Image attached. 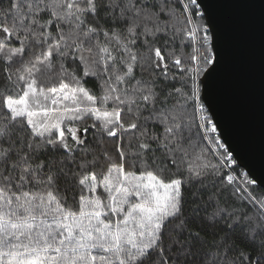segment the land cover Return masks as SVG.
I'll return each mask as SVG.
<instances>
[{
  "label": "snow or ice",
  "instance_id": "snow-or-ice-1",
  "mask_svg": "<svg viewBox=\"0 0 264 264\" xmlns=\"http://www.w3.org/2000/svg\"><path fill=\"white\" fill-rule=\"evenodd\" d=\"M6 4L0 264H264V191L221 170L225 59L199 0Z\"/></svg>",
  "mask_w": 264,
  "mask_h": 264
},
{
  "label": "water",
  "instance_id": "water-1",
  "mask_svg": "<svg viewBox=\"0 0 264 264\" xmlns=\"http://www.w3.org/2000/svg\"><path fill=\"white\" fill-rule=\"evenodd\" d=\"M221 36L225 67L218 133L238 166L264 189V0H199Z\"/></svg>",
  "mask_w": 264,
  "mask_h": 264
},
{
  "label": "trees",
  "instance_id": "trees-1",
  "mask_svg": "<svg viewBox=\"0 0 264 264\" xmlns=\"http://www.w3.org/2000/svg\"><path fill=\"white\" fill-rule=\"evenodd\" d=\"M5 7L7 6L6 4V0H5ZM67 134V133H66ZM95 140V137L93 135V130H89L87 136H86V141L89 142V143H92L94 142ZM96 147H99L98 145H94ZM110 147V146H109ZM200 147H204L208 150L209 152V155H208V159L212 160L213 163H216L217 162V158L216 156L214 155V153L212 152V148L210 147V144L208 142L207 139H205L201 144H200ZM222 151V150H221ZM223 161V160H222ZM221 162L222 164V171L224 173H227L228 175H232L234 178H235V182L239 185H241L242 187H248L247 185L244 184V181L246 180H252V178L250 176H248L245 171L243 169H241L238 164L235 162V164L231 165L229 167V169L227 168V166L225 164H223V162ZM226 163V162H225ZM224 181L225 183L227 182V177L225 176L224 177ZM253 181V180H252ZM251 189H256L257 193L259 194V192L261 191H264V189H261L259 186H257L254 182L253 185H251V187L249 188V190Z\"/></svg>",
  "mask_w": 264,
  "mask_h": 264
},
{
  "label": "built area",
  "instance_id": "built-area-1",
  "mask_svg": "<svg viewBox=\"0 0 264 264\" xmlns=\"http://www.w3.org/2000/svg\"><path fill=\"white\" fill-rule=\"evenodd\" d=\"M221 139V142H223L222 141V138H220ZM222 161V160H221ZM223 162V164H225L226 166H227V168L229 169V167L232 165V163H229V162H224V161H222Z\"/></svg>",
  "mask_w": 264,
  "mask_h": 264
},
{
  "label": "rangeland",
  "instance_id": "rangeland-1",
  "mask_svg": "<svg viewBox=\"0 0 264 264\" xmlns=\"http://www.w3.org/2000/svg\"><path fill=\"white\" fill-rule=\"evenodd\" d=\"M211 135H215V134H211ZM210 147H211L212 149H214V148H215V145H211V144H210Z\"/></svg>",
  "mask_w": 264,
  "mask_h": 264
}]
</instances>
